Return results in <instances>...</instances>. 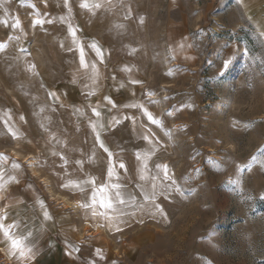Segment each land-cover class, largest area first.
I'll list each match as a JSON object with an SVG mask.
<instances>
[{
	"label": "rangeland",
	"instance_id": "1",
	"mask_svg": "<svg viewBox=\"0 0 264 264\" xmlns=\"http://www.w3.org/2000/svg\"><path fill=\"white\" fill-rule=\"evenodd\" d=\"M43 1L47 8L38 5ZM69 3L85 58L99 72L95 84L60 20L69 15L64 0H0V155L7 158L0 162L6 173L0 216H7L6 225L11 218L25 226L34 253L31 259L9 253L0 233L7 251L0 250V264H264V33L243 3L104 0L95 14L80 7L82 0ZM36 11L53 22L35 34L28 23ZM17 18L23 31L12 27ZM93 42L103 63L88 47ZM225 58L231 64L221 77ZM98 120L112 161L126 165L125 172L117 163L119 182L137 205L144 183L137 153L155 147L149 169L166 164L175 180L158 189L163 214L151 204L126 206L116 230L80 206L90 185L84 193L63 186L108 182L109 156L92 127ZM253 157L251 170L240 171Z\"/></svg>",
	"mask_w": 264,
	"mask_h": 264
},
{
	"label": "snow or ice",
	"instance_id": "2",
	"mask_svg": "<svg viewBox=\"0 0 264 264\" xmlns=\"http://www.w3.org/2000/svg\"><path fill=\"white\" fill-rule=\"evenodd\" d=\"M110 3L111 0H108ZM64 6L68 9V16L60 17L61 22L68 24V33L72 37V46L79 50V61H80V67L82 69L86 70V73L88 74V79L92 81L93 84L96 83V81L99 78V72L96 68L95 64H89L88 61L85 58V51H84V45L81 44L79 41L76 33L77 28L74 27L70 23L71 18V6L69 3V0H64ZM33 9H35V6L32 5ZM81 8L88 9L89 11L93 12L95 14L96 9H100L104 7V0H94V2H89V0H82V3L80 4ZM36 19L33 20V26L39 25L43 26L45 23H52V20H45L43 17L40 16L39 12H35ZM5 26L8 25L7 19L3 21ZM12 27L14 29L20 28L21 31V24L19 19L17 18L14 23L12 24ZM121 27V26H117ZM15 39H20V37H14ZM5 47V45L0 44V50H2ZM88 47L93 48L97 56L100 57L101 63H103V54L101 49L96 45L95 42L88 45ZM69 50H72L71 48ZM23 51V49H22ZM223 67L221 68L219 75L222 77L226 74V72L229 69V65L231 64L230 58H225L223 60ZM35 66H31V68H34ZM31 70V69H30ZM89 94H93L90 92ZM50 96L55 97L54 93H49ZM151 95V94H150ZM108 100V103H112V101L108 98H105ZM115 106V105H113ZM130 107H139L144 115L147 117V119L157 126L162 127L163 123L162 121L156 119L153 117V115L148 112V110L143 105H129ZM43 111V109H41ZM93 115H95L97 118L100 117V112L97 111L95 108H93ZM171 115V113H169ZM10 119V117H9ZM23 119V117H21ZM118 122V121H117ZM5 126L8 128L9 133L13 136L15 139L18 136V133L8 125V122L5 121ZM93 131L96 132V141L99 144L101 148L104 149L105 152L108 153L109 156V167L107 171V177L108 182L101 185H96V182L94 179H88L86 181H78V180H70L65 185H63L66 188L76 189L80 192H85V185L91 186V196L80 206L85 209H91L93 216H100L104 218L110 225L115 226L116 230H119V223L121 222V217L126 214L124 212V208L126 206L128 207H134L143 209L146 204H151L155 211L163 214V209L159 204L156 203V199L158 194H163L162 192L158 193V189H164L167 190L169 185L166 183L167 181L171 180L172 184H175V180L172 179V177L169 175V169L166 164H156L155 165V172H153L148 167V160L151 158V156L155 153L156 149L153 146L148 152L146 153H137V161H139V180L144 182L140 185V195L143 198V202L137 205L136 197L127 192L124 185H122L119 182V177L116 172L117 163L118 167L120 169H124L125 172L127 171L126 165L123 162H113L112 161V153L107 149V147L104 145L103 141L100 138V132L97 130L102 129L104 126L102 123L99 122V120L96 123L92 124ZM170 135V133H166ZM144 139L149 142V144H152V141L149 139L148 136H145ZM56 155L57 153H53ZM261 154L264 155V149L261 150ZM61 160L64 161V164L67 165L68 161L66 158L61 155ZM7 158L0 155V162H6ZM257 161V157H253L252 161L248 165L244 166H238L240 168V171H244L245 168H247L249 171L251 170V166L253 163ZM78 165L81 164L80 161H76ZM20 165L18 163L13 162L12 168L18 169ZM5 170L2 166H0V181H3L5 178ZM115 178V179H114ZM9 181L15 180L14 176L8 177ZM145 184H150V187H145ZM4 184L0 183V190H3ZM178 190V189H177ZM264 198V197H262ZM45 218H49L47 212H45ZM7 219V216H0V233L3 234L5 239L10 243V247L12 249V254L15 255L18 253L19 257L21 259H31L32 256H34V253L32 251V248L29 247L27 244H25L24 240L25 237H17L13 232L12 228L18 227L15 224L12 225H5L4 221Z\"/></svg>",
	"mask_w": 264,
	"mask_h": 264
},
{
	"label": "crops",
	"instance_id": "3",
	"mask_svg": "<svg viewBox=\"0 0 264 264\" xmlns=\"http://www.w3.org/2000/svg\"><path fill=\"white\" fill-rule=\"evenodd\" d=\"M240 1L244 5V9H245L246 15L249 16L253 20L254 24L257 27V29L260 32L264 33V0H254V1L253 0H240ZM8 223L12 224L13 220H11V218H10ZM21 223H22V221H21ZM18 224H19L18 222L15 224L18 227L12 228V232H14L15 229H16L17 233H18L17 237H24V233H26V231H24L25 226L24 225H18ZM47 231H50V230L47 229ZM40 234H42V235H40ZM40 234H39L40 235L39 238H37V242H38V244L42 243V247L41 248L37 247V248L43 249V246H44V243H45V230L41 231ZM6 242H5V245H6V247L9 248V253H10V252H12V249L10 247V243L9 242L6 243ZM24 242H25V240H24ZM25 243H27V242H25ZM37 260L39 261V260H41V258L38 257ZM15 264H23V261L17 262ZM42 264H56V263H47L45 261Z\"/></svg>",
	"mask_w": 264,
	"mask_h": 264
},
{
	"label": "bare ground",
	"instance_id": "4",
	"mask_svg": "<svg viewBox=\"0 0 264 264\" xmlns=\"http://www.w3.org/2000/svg\"><path fill=\"white\" fill-rule=\"evenodd\" d=\"M38 5H41L40 7L41 8H47V6H48V2L47 1H43V2H41V3H39ZM32 17H31V20L29 21V23H28V28L31 30V31H33L35 34H36V30H37V27L39 26V25H36V26H33V20L34 19H36L37 17H36V15H31ZM34 159V158H33ZM33 161V160H32ZM32 161H30L29 163L31 164V167H32V169H33V172L34 173H36V170L34 169V167H33V162ZM35 163V162H34ZM38 174V173H37ZM36 176V175H35ZM38 177V176H37ZM47 183V182H46ZM49 188V187H48ZM51 189V188H50ZM51 193V192H50ZM55 194V193H54ZM52 196H55V195H53V192H52V195H51V197ZM57 196V195H56ZM55 198V197H54ZM56 198H58V197H56ZM56 198H55V200L54 201H56ZM64 198V197H63ZM53 199V198H52ZM65 199V198H64ZM66 200V202L67 203H70L71 204V202L70 201H68L67 199H65ZM73 203V202H72ZM74 205V204H73ZM65 206V205H64ZM75 206H77V204H75ZM77 209H78V206L76 207ZM0 250L2 251V253L3 254H5V255H7V251H6V249L4 248V247H0Z\"/></svg>",
	"mask_w": 264,
	"mask_h": 264
}]
</instances>
